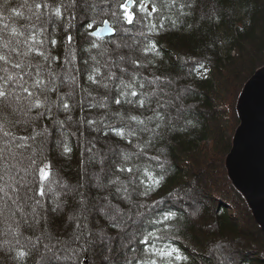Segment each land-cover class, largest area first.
Instances as JSON below:
<instances>
[{
  "label": "trees",
  "instance_id": "16d2710c",
  "mask_svg": "<svg viewBox=\"0 0 264 264\" xmlns=\"http://www.w3.org/2000/svg\"><path fill=\"white\" fill-rule=\"evenodd\" d=\"M94 1L0 0V54L25 66L30 73L26 86L35 93L28 98L8 83L5 91L12 94L0 99V264H41V250L59 245L60 239L51 235L57 233V224L33 211L38 199L46 197L55 221L64 207L73 215L78 212L80 225H66L65 236L80 229L75 237L93 235L96 249L118 250L100 264L104 259L103 264H264V233L219 165L231 146V136L225 146L221 139L231 130L230 124L223 125L218 117L223 112L215 105L224 104L233 122L232 135L239 124L236 104L246 81L240 84L233 76L234 62L228 66L222 61L238 60L240 54L234 52L251 50L250 46L263 51L264 0H150L148 10L155 4L158 11L147 18L137 0L129 8L135 15L131 24L120 7L124 0L104 17L98 13L115 1ZM105 19L136 30L125 36L131 45L125 75L117 64L124 60L120 49L126 44L117 33L105 38L92 35L94 26ZM13 28L22 35H13ZM261 54L254 55L251 67L264 65ZM18 72L11 63L0 61V77ZM36 79L43 80L41 88L32 87ZM214 88L218 93L223 89L225 99ZM33 99L41 106L28 111ZM99 161L106 167L102 172L96 168ZM56 167L58 180L51 182ZM42 168L46 179L41 178ZM197 182L211 210L205 205L192 215L172 198ZM73 187L77 193L71 194ZM103 198L124 209H104L103 202L91 208ZM98 210L106 221L102 226L110 231L103 232L107 236L103 241L99 229L85 232L87 219H94L91 214ZM35 216L40 220L32 219ZM200 221L197 231L195 222ZM161 250L172 255L162 256ZM55 253L69 255L63 247ZM94 253L100 254L95 249L77 254V264L92 262ZM56 259L51 264H67Z\"/></svg>",
  "mask_w": 264,
  "mask_h": 264
},
{
  "label": "rangeland",
  "instance_id": "374dc122",
  "mask_svg": "<svg viewBox=\"0 0 264 264\" xmlns=\"http://www.w3.org/2000/svg\"><path fill=\"white\" fill-rule=\"evenodd\" d=\"M96 1H98V0H95L94 3H99V2L109 1V0H103V1H100L99 0L98 2H96ZM111 1H112V3L115 1L114 4L111 5V6H109L107 9L105 8L104 13H98V16H103V17L104 16H111L112 13H113V11L114 10L116 11V6H117L118 0H111ZM87 17L88 16H86L84 18H87ZM122 29H124V30H122ZM115 30H116V33H117L116 36L119 37L117 39H120V41L122 43H125L126 44V45H124V48L122 50L120 49V51H122V56H123L122 58L124 60L121 61L120 64H117L118 66L121 67V70L123 71V72L121 71V73H123L125 75L128 72V69H129V67L126 64V61H127L128 57L131 55V53L128 52V50L130 51V49L128 47H130L131 45H129V44L127 45L125 36L127 35V37H130L129 34L131 33L133 35L136 30H130V29L128 30L127 28L123 27L122 24H119L118 26L116 25L115 26ZM248 44L251 45V42H249ZM250 48H251V50L249 49V50H246L245 52H242V51L241 52L240 51L239 52L238 51L234 52V55L235 54L236 55H239L240 54L238 56L239 57L238 60H233L232 62H228L227 60H223L222 61L223 62L222 65H228V66L232 65V63L234 62V65H233V67L231 66V69H232V71L233 70L235 71V73L233 74V76L236 79H239L240 78V80H239L240 81V84H242L245 81H247L255 73V71L258 69L256 67L259 64L258 65H255V66L253 65L254 67H251V63L250 62H252V60L254 58V55H256L257 57H258V54H260V53H262L261 55H264V44L262 46V50L263 51H258L256 49L252 48V46H250ZM256 51L258 52V54L256 53ZM262 66H264V65H262ZM262 66H260V67H262ZM218 68L219 67L216 68L217 72H219V69ZM116 72L119 73V71L117 69H115V73ZM213 90L215 92L218 91L215 88ZM224 93H225L224 90L221 89L220 92L219 93L217 92L216 95L217 96L219 95L220 98L225 99V97L223 96ZM214 103H215V101H214ZM215 105H217V110H219V111L221 110L223 112V114L222 113L220 115L218 114V117L221 118V121H222L223 125L230 124V130H231V133H232V126H233L232 124H233V122H232L231 119H228L229 118V115L225 111L224 104L221 103V104L218 105V102H216ZM236 106H237V104H236ZM236 128H235V130H236ZM235 130H234V133H235ZM231 133L230 132L228 133V131L224 133V136L221 139V141L224 142V146H225V144L228 145V140H229L230 136H231V146H232V139H233L234 133L232 135H231ZM208 142L209 141H207V143ZM208 145H209V143H208ZM231 146L225 152V154H226L225 155V159H226V156H227L228 152L231 149ZM103 158H108V156L105 155V156H103ZM219 165L221 166V168H222V166H224L225 169H226L225 160H224V162H223V160H221V163ZM96 168L99 169V170L101 169L99 172H102L104 169H106L105 165H102L100 163V161L98 162V167H96ZM107 168H108V166H107ZM87 170H88V167H87L86 171ZM86 171H84V175H85L84 180L86 179V173H87ZM92 172L93 173H96V176L97 175H100V173L97 172V171H93L92 170ZM59 173H60V170H58V168L56 167V172H54V175H53V178L51 179V182L58 180L57 178H58V174ZM197 185L198 186H194L193 188H188L187 192H184V194L183 193H179L176 197H173L172 198L173 199V202L175 204H178V205H181V206L185 207L189 212H191L192 215L198 213L199 211H202V208H203L202 206H205V205H208L207 207L209 209H207V210H211V203L209 201H206V197L207 196H206L205 190L202 188V186L200 187L199 183ZM75 191H77V189H75L73 187L70 190V193L71 194L77 193ZM46 199H47V197L44 198V199H42V198H39L38 199V202H40V201L41 202L40 203H38V202L35 203L36 204L35 205L36 207H33V208H35V210L37 209V207H39V208L36 211L33 210L34 211V214H40L41 215V218L40 219H42V217L43 218H46V219L47 218L48 219H53L51 221V224L52 225H53V223L54 224H57V226L54 225V226H56L54 230L57 233H54V234H51L50 233V234L53 235V237L55 239H60V240L59 241L56 240V241L59 242V245L58 244H52V245H50L49 248L44 249V250H41L40 257H42V259H44V261L41 262V264H51L53 262V260L56 259V258H60V259H56L57 260V263L64 260V261L67 262V264H77L78 255L79 256L81 254L83 255V253H85V251L86 252L88 250L92 251V249L97 250L100 254H95V253L92 254L91 255V258H92L93 261L91 262V259H88L89 260L88 262H90L89 264H100V261H101V259L103 257H105L106 255L109 256V254H111L112 252L118 251L117 249L116 250H112L111 248H107V249H104L102 251L96 249L95 246H94V244H95L94 237L91 234L88 235L87 238L86 237H83V238L82 237L81 238L75 237L76 236V233H79L80 229L79 230H76L77 231L76 233L74 232L75 231L74 229H71L70 234L68 233V235L65 236L67 234V232H65L66 225H75L76 227L80 225V222L78 221V218H77L78 212H77V215H73V214H71L73 212H71L69 210L67 211L65 207L64 208L62 207L63 209L61 210L60 214H58L57 216L55 215L56 218L58 219L57 221H55L54 220L55 218L50 217V216L53 215V214H50L51 213L50 210L52 209V207L50 206V204L47 202ZM42 200H43V202H42ZM100 202H103L104 203V209H109L111 207H115L118 211H121V210L124 209V208L123 209L120 208V206L122 207L121 203H119V205H118L117 203L110 202L109 200H106L104 198H103V200L100 199L99 201L92 202L93 204L90 205L91 208L94 205H96V204H98ZM90 203H91V201H90ZM83 204H84V202H83ZM19 209L22 210L21 207ZM42 209L43 210H46V213L45 214L40 213L42 211ZM89 210H91V209H89ZM90 212L93 213V211H90ZM206 213H208V212H205V216H206ZM66 214H69L70 217L67 216ZM91 215L93 216L94 219H92V220L91 219H87V221L89 223L88 226H91V227L89 228L87 226L88 230H86L85 232H89L90 233L92 230L99 229L100 231H102V233L100 234L101 235L100 239H102V241H103V239H105L107 237L106 234H103V232L110 233V231L105 230L104 227L102 226V225H104L106 223L105 219L103 218L104 216L100 213L99 210L97 212L91 214ZM38 216L32 217V219H35L36 221H39L40 219H38ZM23 218H24V216H23ZM206 218L209 219L207 216H206ZM207 219H205V222L207 221ZM91 221H94L95 223L94 224H92V223L90 224ZM202 222L203 221L195 222L196 225H197V228H198L197 231H199V228L201 227L200 223H202ZM28 224L30 226H32V224L30 223V221H28ZM250 229L252 231H255L254 228H252V227ZM49 232H51V231H49ZM130 236H132V235H130ZM102 241H100V243ZM63 242H65V243L66 242H71L72 244L70 246H64V245H62ZM104 242H105V240H104ZM107 242H109V241L107 240ZM128 243H129V240L125 241L122 244V247L123 248H122L121 251L124 252L125 250H127ZM74 245L77 248L75 251L73 250L74 249ZM123 245H125V246H123ZM59 247H61V248L63 247L65 249H67L69 251V255L62 254L59 257H55L57 255L55 253V249H57ZM53 253H54V255L51 256L50 254H53ZM121 258H123V255H121ZM105 261H106V259L103 260L102 264L105 263ZM111 263H112V261H111Z\"/></svg>",
  "mask_w": 264,
  "mask_h": 264
},
{
  "label": "water",
  "instance_id": "95a60500",
  "mask_svg": "<svg viewBox=\"0 0 264 264\" xmlns=\"http://www.w3.org/2000/svg\"><path fill=\"white\" fill-rule=\"evenodd\" d=\"M133 4H128L131 7ZM108 24H100L96 37L116 33ZM239 124L225 159L231 182L242 193L253 217L264 233V66L246 81L237 101ZM83 264H89L87 259Z\"/></svg>",
  "mask_w": 264,
  "mask_h": 264
},
{
  "label": "snow or ice",
  "instance_id": "6c2138e0",
  "mask_svg": "<svg viewBox=\"0 0 264 264\" xmlns=\"http://www.w3.org/2000/svg\"><path fill=\"white\" fill-rule=\"evenodd\" d=\"M7 2V0H5V3ZM137 3V0H124V3H122L120 5V7L123 9V17L124 19L126 20L127 23L131 24L133 23V20L135 19V15L133 14L132 10L128 8V4H136ZM150 3V0H139V4H138V7H139V10L142 11L143 13H145V18L151 16V14L153 12H157L158 9L157 7L155 6V4H153L152 8H151V11L148 10V5ZM37 8L41 7V5L37 4L36 5ZM17 15H22L21 13H17ZM56 15L59 16L60 15V10L59 8L56 9ZM103 23L105 25L108 24V21L105 20L103 21ZM5 27L7 28V25H5ZM89 27H91V25H89ZM151 27H155V25H151ZM12 34L13 35H22V33H18L17 30L15 28H13L12 30ZM97 33L96 32H93L92 35H96ZM31 39H35V37H31ZM71 40V37H69V41ZM53 43H55V41H53ZM5 48L8 47L7 44L4 45ZM12 51H16L15 48L11 49ZM33 49L30 47L28 49V51H32ZM28 53L26 52L24 55H27ZM38 55L40 56H44V53L43 52H37ZM45 59H47V57L45 56ZM0 61H4L6 64L7 63H11L12 64V67L15 68V69H19L20 72H18L16 75H11V74H8L6 75V77H0V80H3L4 81V84H0V99H4L6 100L7 97L9 95L12 94V91H5V86L8 84V83H11L13 85L16 86V88H18L20 91L24 92V93H27L28 94V98H32L35 96V93H33L32 91H30V89L26 86L27 85V80L25 79V76L27 75H30V73L26 72L25 71V66L22 64V63H19V62H12V61H9L8 59V56L7 55H4V54H0ZM29 67H31V65H29ZM5 72H7V70L5 69L4 70ZM37 75H39V73L37 72ZM43 84V80L42 79H36L33 81L32 83V87L33 88H41V85ZM131 86V85H129ZM42 91V89H41ZM132 95H137L136 92H132ZM22 97L19 96L17 94L16 96V99L17 100H20ZM116 103H120L119 100L116 101ZM7 106V105H5ZM41 106V101L39 99H33L29 106H28V111H31L32 108L34 107H40ZM141 107H143V103L140 104ZM65 108H67L68 106L67 105H64ZM15 111V110H14ZM130 119L132 120H136L137 117L135 116H132L130 117ZM140 123H143V121H140ZM3 125H0V128H2ZM118 135H121L123 136V133L122 132H119L117 133ZM4 135H10V133L8 132H4ZM21 139H26V138H21ZM66 151H69L70 149H65ZM47 167V165L45 166ZM128 172H132V169L131 168H128L127 169ZM40 175H41V178L42 179H46L47 176H48V173L45 171V169H40ZM50 190V189H49ZM39 195L43 196L44 195V190L41 189L39 191ZM165 219H167V217H165ZM175 251V250H173ZM160 255H168V256H171L172 255V252H164L163 250L160 251L159 253ZM25 255L24 252H20V256L23 257ZM177 259H181V257H177ZM150 264H155L154 261L150 262Z\"/></svg>",
  "mask_w": 264,
  "mask_h": 264
},
{
  "label": "bare ground",
  "instance_id": "6f19581e",
  "mask_svg": "<svg viewBox=\"0 0 264 264\" xmlns=\"http://www.w3.org/2000/svg\"><path fill=\"white\" fill-rule=\"evenodd\" d=\"M114 26V25H113ZM115 27V26H114Z\"/></svg>",
  "mask_w": 264,
  "mask_h": 264
}]
</instances>
